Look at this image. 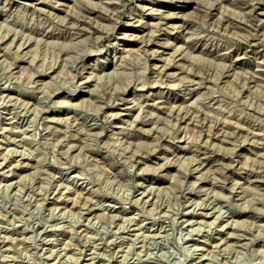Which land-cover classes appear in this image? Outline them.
<instances>
[{
  "label": "rangeland",
  "instance_id": "374dc122",
  "mask_svg": "<svg viewBox=\"0 0 264 264\" xmlns=\"http://www.w3.org/2000/svg\"><path fill=\"white\" fill-rule=\"evenodd\" d=\"M0 264H264V0H0Z\"/></svg>",
  "mask_w": 264,
  "mask_h": 264
}]
</instances>
